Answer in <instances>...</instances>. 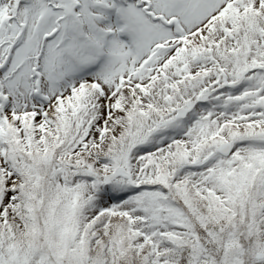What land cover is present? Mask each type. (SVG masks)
<instances>
[{
  "label": "snow or ice",
  "instance_id": "snow-or-ice-1",
  "mask_svg": "<svg viewBox=\"0 0 264 264\" xmlns=\"http://www.w3.org/2000/svg\"><path fill=\"white\" fill-rule=\"evenodd\" d=\"M0 264H264V0H0Z\"/></svg>",
  "mask_w": 264,
  "mask_h": 264
}]
</instances>
